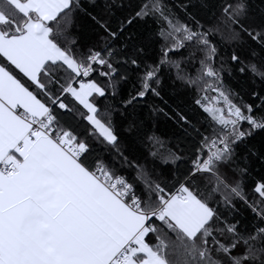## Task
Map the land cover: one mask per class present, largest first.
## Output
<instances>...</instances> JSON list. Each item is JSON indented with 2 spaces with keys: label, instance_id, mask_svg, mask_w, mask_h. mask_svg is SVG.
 Instances as JSON below:
<instances>
[{
  "label": "snow or ice",
  "instance_id": "obj_1",
  "mask_svg": "<svg viewBox=\"0 0 264 264\" xmlns=\"http://www.w3.org/2000/svg\"><path fill=\"white\" fill-rule=\"evenodd\" d=\"M0 264H264V0H0Z\"/></svg>",
  "mask_w": 264,
  "mask_h": 264
},
{
  "label": "trees",
  "instance_id": "obj_2",
  "mask_svg": "<svg viewBox=\"0 0 264 264\" xmlns=\"http://www.w3.org/2000/svg\"><path fill=\"white\" fill-rule=\"evenodd\" d=\"M255 2H257V3H258V0H255Z\"/></svg>",
  "mask_w": 264,
  "mask_h": 264
}]
</instances>
